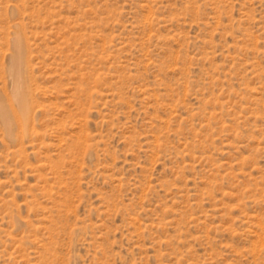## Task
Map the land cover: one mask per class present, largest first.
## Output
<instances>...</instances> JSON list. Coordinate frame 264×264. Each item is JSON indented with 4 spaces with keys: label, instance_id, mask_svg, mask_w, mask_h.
<instances>
[{
    "label": "rangeland",
    "instance_id": "1",
    "mask_svg": "<svg viewBox=\"0 0 264 264\" xmlns=\"http://www.w3.org/2000/svg\"><path fill=\"white\" fill-rule=\"evenodd\" d=\"M0 264H264V0H0Z\"/></svg>",
    "mask_w": 264,
    "mask_h": 264
},
{
    "label": "bare ground",
    "instance_id": "2",
    "mask_svg": "<svg viewBox=\"0 0 264 264\" xmlns=\"http://www.w3.org/2000/svg\"><path fill=\"white\" fill-rule=\"evenodd\" d=\"M18 40H20V39H18ZM21 42H19V44H20ZM17 44H18V42H17ZM18 48V47H17ZM18 52H19V50H18ZM18 65V64H17ZM15 68V67H14ZM18 69V68H17ZM14 70V69H13Z\"/></svg>",
    "mask_w": 264,
    "mask_h": 264
}]
</instances>
